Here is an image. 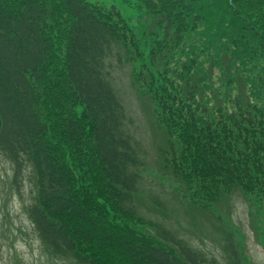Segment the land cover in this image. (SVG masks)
Returning <instances> with one entry per match:
<instances>
[{"label": "trees", "instance_id": "16d2710c", "mask_svg": "<svg viewBox=\"0 0 264 264\" xmlns=\"http://www.w3.org/2000/svg\"><path fill=\"white\" fill-rule=\"evenodd\" d=\"M127 2L156 28L133 44L115 7L0 0V151L17 178L32 166L38 192L29 216L49 254L75 264H208L182 237L139 215L144 161L109 60L140 57L133 79L167 137L163 171L190 203L209 210L239 192L264 206V0ZM60 11L71 19L62 88L60 78L43 82L57 70L49 28ZM138 46L149 57L134 52ZM63 94L84 111L67 109L50 126L60 112L47 106ZM227 235V264H243Z\"/></svg>", "mask_w": 264, "mask_h": 264}, {"label": "rangeland", "instance_id": "374dc122", "mask_svg": "<svg viewBox=\"0 0 264 264\" xmlns=\"http://www.w3.org/2000/svg\"><path fill=\"white\" fill-rule=\"evenodd\" d=\"M83 2L96 11L102 9L111 12L114 7L117 8L126 23L122 22L118 27L122 33L125 32L126 38L132 44L138 40L137 37L142 31L156 30L153 17L145 12L141 13L134 2L132 5L127 0ZM67 15L63 11L58 12L50 24L49 33L58 53L52 64L57 70L56 73L52 72V77L47 76L43 81L47 83L49 79L58 81L60 78L59 88L63 86L59 76H64L63 62L68 33L66 28L71 22ZM128 21L134 32L127 27ZM132 49L134 52L142 51L143 57H149V52H145L140 46L139 50L136 47ZM133 61H124L120 65L115 58L110 59L109 71L111 83L131 117L127 128L137 140L144 161V165L137 170L141 175L135 201L139 215L182 237L203 253L208 264L229 262L225 242L227 234L235 239L237 253L243 264H264V206L248 201L239 192H231L218 204L204 210L190 203L179 182L163 171L165 165L160 150L166 146L167 137L158 123L155 104L134 83V68L140 66L141 60L137 57ZM61 97L60 104L47 102L49 111L60 112V116L58 113L51 115L50 126L56 121L62 122L61 117L68 112L67 109L73 108L79 115L84 111V107L76 104L71 95L63 94ZM15 173L16 166L0 151V264H75L67 258L49 254L30 220L29 207L38 192L32 166L26 165L23 174L18 178ZM144 229L150 234L149 238L154 236L151 229ZM166 248L174 251L170 246Z\"/></svg>", "mask_w": 264, "mask_h": 264}]
</instances>
